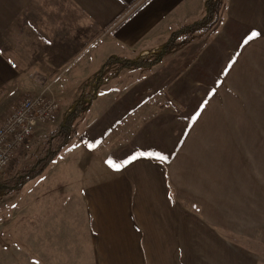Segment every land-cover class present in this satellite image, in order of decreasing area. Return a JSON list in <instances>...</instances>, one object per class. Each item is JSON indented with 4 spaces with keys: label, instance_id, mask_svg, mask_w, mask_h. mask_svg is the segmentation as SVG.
Listing matches in <instances>:
<instances>
[{
    "label": "crops",
    "instance_id": "1",
    "mask_svg": "<svg viewBox=\"0 0 264 264\" xmlns=\"http://www.w3.org/2000/svg\"><path fill=\"white\" fill-rule=\"evenodd\" d=\"M207 1L0 0L2 117L25 94L49 86L61 103L52 128L71 123L69 141L40 177L55 196L66 192L61 198L70 199L64 204L75 215L67 243L74 252L58 261L59 255L56 264H255L254 251L234 243V213L201 193L192 203L191 189L176 184L183 145L173 142L175 121L159 113L190 100L192 81L211 83L222 68L198 62L199 77L192 80L183 64L189 77L177 83L167 77L159 104L158 84L165 78L156 72L177 65L134 62L160 54L174 31L204 19ZM225 1L213 31L195 34L213 35L220 53L246 54V70H258L264 62V0ZM252 32L258 35L248 40ZM100 73L107 79L97 99L78 105ZM80 245L86 252H79Z\"/></svg>",
    "mask_w": 264,
    "mask_h": 264
},
{
    "label": "rangeland",
    "instance_id": "2",
    "mask_svg": "<svg viewBox=\"0 0 264 264\" xmlns=\"http://www.w3.org/2000/svg\"><path fill=\"white\" fill-rule=\"evenodd\" d=\"M225 2L219 0L222 14ZM219 21L220 18L216 25ZM198 35L178 39L172 46L177 45V51L169 58L165 57L167 48H163L160 54L148 59L136 57L134 62L153 66L156 63L149 64L152 61H171L177 65L174 70L156 72L159 80L165 78L158 80L159 104L167 95V87L161 89L167 77L174 78L176 83L189 77L183 66L189 64L192 80L199 77L198 62L208 67L217 63L222 68L219 74L213 72L215 80L211 83L192 81L190 100L177 102L173 110L163 111L167 114L158 112L175 121L171 136L174 143L183 145L180 163L176 165L180 171L175 174L183 182L177 180L176 184L191 189L192 203L199 200L201 193L224 211L228 210L229 215L234 213V226L236 222L239 226L238 233L234 230L238 234L233 237L234 243L248 246L255 253V264H264V62L260 61L258 70H246V54L220 53V47L211 39L213 35L210 38ZM210 42L214 52L208 51ZM176 87L180 91L182 83L178 82ZM77 104L82 103L78 100ZM2 116L0 111V124ZM53 118L35 131L0 173V264H56L59 255L58 261L73 251L67 243L77 227L75 215L72 206L64 204L70 199L61 198L66 192L55 196L48 189L53 185L45 187L40 178L58 156L40 176L23 185L17 180L39 160L45 140L67 123L63 121L52 128ZM68 126L70 138V122ZM4 184L20 186L11 191L3 188ZM63 205L66 208L61 209ZM78 247L79 252H86V246ZM46 257L51 261H46Z\"/></svg>",
    "mask_w": 264,
    "mask_h": 264
},
{
    "label": "built area",
    "instance_id": "3",
    "mask_svg": "<svg viewBox=\"0 0 264 264\" xmlns=\"http://www.w3.org/2000/svg\"><path fill=\"white\" fill-rule=\"evenodd\" d=\"M104 78L102 73L91 79L79 102L89 104L98 97V86ZM61 109L59 99L47 86L25 96L13 112L0 124V173L11 163L16 152L43 124L51 120Z\"/></svg>",
    "mask_w": 264,
    "mask_h": 264
},
{
    "label": "trees",
    "instance_id": "4",
    "mask_svg": "<svg viewBox=\"0 0 264 264\" xmlns=\"http://www.w3.org/2000/svg\"><path fill=\"white\" fill-rule=\"evenodd\" d=\"M220 17V4L219 0H208L207 1V15L204 19L197 23L190 24L189 26L182 27L172 33V36L169 42L165 45L164 49L171 48L173 44L184 36H193L195 33L199 31L208 32L210 31L217 23ZM156 61H152L151 65L155 64ZM78 106H76L73 113L69 115L76 114ZM68 122V120L66 121ZM69 139V126L66 123L65 126L59 127L56 131L52 133V135L45 140L44 143V151L41 154V157L37 162L27 169L21 177H18L17 180L19 184H24L33 178L40 176L54 161L56 156L62 151L64 146L66 145ZM20 185H8L4 184L3 188L7 190H15Z\"/></svg>",
    "mask_w": 264,
    "mask_h": 264
},
{
    "label": "snow or ice",
    "instance_id": "5",
    "mask_svg": "<svg viewBox=\"0 0 264 264\" xmlns=\"http://www.w3.org/2000/svg\"><path fill=\"white\" fill-rule=\"evenodd\" d=\"M258 35V33H256V32H252L251 33V35L248 37V40H251L252 38H254V37H256ZM248 41L246 40L245 41V43H247ZM198 115V114H197ZM91 147V146H90ZM140 155H149V156H151V155H153L152 153H147V154H145V153H141ZM157 156H158V158L159 159H166V157H164V156H162V155H160V154H156ZM132 159H136V157H132ZM125 163H127V162H125ZM114 167H117V168H119L120 167V165H114Z\"/></svg>",
    "mask_w": 264,
    "mask_h": 264
}]
</instances>
